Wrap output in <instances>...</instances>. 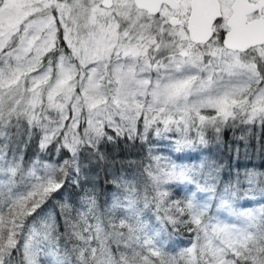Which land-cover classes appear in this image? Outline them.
I'll return each mask as SVG.
<instances>
[{"label": "snow or ice", "instance_id": "snow-or-ice-1", "mask_svg": "<svg viewBox=\"0 0 264 264\" xmlns=\"http://www.w3.org/2000/svg\"><path fill=\"white\" fill-rule=\"evenodd\" d=\"M237 123L264 127V0H0V264H264L262 172L221 180L222 162L151 144L143 189L83 186L104 142L186 153Z\"/></svg>", "mask_w": 264, "mask_h": 264}, {"label": "trees", "instance_id": "trees-1", "mask_svg": "<svg viewBox=\"0 0 264 264\" xmlns=\"http://www.w3.org/2000/svg\"><path fill=\"white\" fill-rule=\"evenodd\" d=\"M207 114V113H205ZM115 135L114 133H110ZM24 137L22 136L21 139ZM210 143L207 148L196 149L186 153H173L166 140L157 141L153 135H149L148 143L139 139L129 140L127 137H120L111 142H104L100 146V152L103 159L92 156L85 152L82 154V164L84 174L87 177L84 187L91 188L95 185L101 202L105 199L108 192L114 190L110 181L114 176H120L127 180L133 181L138 187L143 189L147 183L144 176V169L149 164H155L149 155L148 148L155 144L152 155L170 157L177 163L188 165L199 164L201 160L216 159L225 166V172L221 180L229 179L237 171L240 172L241 178L246 170H254L264 173V127L259 124H241L237 123L233 127H225L221 133L220 141L217 142L212 138V133L208 134ZM37 151L35 142L29 145L25 152L26 161ZM177 156L181 159H177ZM42 159L55 158L42 155ZM164 163V161H161ZM171 197L173 199H183L185 185L169 186ZM55 200L50 201L46 206L49 210L58 215V202L64 200L73 202L79 198L80 189L67 184L65 189L61 190ZM203 195V194H198ZM246 206H258L257 201L247 202ZM171 231V229H169ZM193 239V234L186 228L181 227L173 235L170 245L180 249L189 245ZM19 259V258H18Z\"/></svg>", "mask_w": 264, "mask_h": 264}]
</instances>
